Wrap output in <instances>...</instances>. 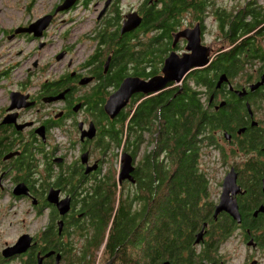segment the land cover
Returning a JSON list of instances; mask_svg holds the SVG:
<instances>
[{
	"label": "flooded vegetation",
	"instance_id": "flooded-vegetation-1",
	"mask_svg": "<svg viewBox=\"0 0 264 264\" xmlns=\"http://www.w3.org/2000/svg\"><path fill=\"white\" fill-rule=\"evenodd\" d=\"M47 1L28 3L26 13L35 8L32 19L7 30L8 47L0 54L1 62L17 42L26 45V51L16 54L21 64L14 60L0 66V264H78L97 232L98 217L91 208L98 196L117 194L140 206L141 193L149 192L148 159L157 151L158 136L149 122L137 124V112L149 99L209 67L211 91L201 93L204 103L209 98L208 111L216 116L235 106L239 118L213 131L210 122L208 160L212 150L227 161L225 177L235 173L240 191L233 198L242 220L237 231L249 253L264 255V226L253 229L243 223L264 220V0H204V11L188 8L177 14L172 21L176 25L167 26L169 35L163 34L164 25L145 26L150 11H161L170 0H57L51 7ZM66 1L71 8L59 11ZM47 16L50 22L41 37L16 33ZM238 16L256 27L233 43L226 32ZM197 42L208 66L192 69L181 84L171 82L151 94L133 93L114 118L107 113L109 99L125 80L164 76L167 59L190 55V43ZM78 45L85 49L84 57L76 58ZM237 46L242 50L235 52ZM161 48L166 51L155 63L139 61ZM230 53L237 55V74L215 72L213 66L226 62L224 56ZM123 58L130 70L115 81ZM22 64L26 71L15 73ZM137 67L144 68V75L135 74ZM158 154L157 160L165 164V151ZM125 155L133 170L131 178L122 179ZM219 201L220 196L215 207ZM214 213L215 208L209 221L234 220L228 213L217 218ZM251 240L255 247L247 245ZM182 244L185 259L193 254L204 258L198 264H214L211 221ZM100 249L103 254L107 245ZM164 262L172 264L171 259ZM218 263L229 264L224 259ZM243 264L261 261L251 257Z\"/></svg>",
	"mask_w": 264,
	"mask_h": 264
},
{
	"label": "trees",
	"instance_id": "trees-1",
	"mask_svg": "<svg viewBox=\"0 0 264 264\" xmlns=\"http://www.w3.org/2000/svg\"><path fill=\"white\" fill-rule=\"evenodd\" d=\"M163 3L161 11H150L145 27L164 25V35L170 33L167 26L176 25L172 21L180 12L188 8L204 11V0H170L167 4ZM242 17L238 16L231 32H226L233 43L256 27V24L245 23ZM161 49L143 54L139 61L155 63L156 58L166 51ZM240 50L242 47L237 46L234 51ZM236 56V53L225 54L226 62L218 61L213 66L215 72L237 74ZM123 60L125 58L118 61L119 69L113 76L115 81L120 82L130 70L128 61ZM201 71L194 72L182 86L165 92L161 97L149 99L139 108L137 124L149 122L152 134L158 136L157 151L148 159L149 192L141 193L140 206L117 194L98 196L91 208L98 217L97 232L78 264H95L103 244L107 245V249L101 259L104 258L105 262L116 259L114 264H163L168 259L172 260V264H198L204 258L192 254L185 259L182 242L191 238L203 223L210 221L211 263L219 264L220 248L240 226L234 220L209 221L216 202L211 191V163L204 160V156L208 157L205 143L210 122L213 131L239 118V112L234 106L221 110L216 116L211 115L207 106L209 98L204 103V95H201L203 90L211 91V67ZM135 74L144 75V68L137 67ZM160 151L166 153L165 164L157 160L156 154ZM252 208L249 206L248 210ZM243 223L253 229L264 226V220H244ZM139 245L141 249L137 251ZM206 257L210 259V256Z\"/></svg>",
	"mask_w": 264,
	"mask_h": 264
},
{
	"label": "water",
	"instance_id": "water-1",
	"mask_svg": "<svg viewBox=\"0 0 264 264\" xmlns=\"http://www.w3.org/2000/svg\"><path fill=\"white\" fill-rule=\"evenodd\" d=\"M64 5L65 6H63L62 9H59V11H62L63 9L71 8L70 6L71 4L67 5V1ZM49 18L50 17L47 16L40 20H37V22L31 24L28 28H19L18 30H16V33H27V34L34 33L35 36L41 37L42 31L46 29L49 25L50 22ZM38 30H39V34H37ZM197 44L198 42L196 43V45L195 43H190L189 45L190 49L193 51L190 55H185L184 57L179 58L177 55L172 54L166 61L163 71L164 76L155 77L150 81H143L138 78L125 80L119 91L115 95L111 96V98L109 99L106 105L107 113L112 118H114L121 111V109L125 107L127 101L129 100V98L133 93L143 92L145 94H151L163 89L168 83L174 82L177 84H181L192 69L204 68L208 66L210 61L205 55H203L200 52L201 48L198 49ZM198 50L200 52L199 54H198ZM61 57L62 56L60 55L58 57V60H60ZM263 83H264V78L261 84ZM132 170L133 168L131 166V158L128 155H125L123 170L121 172V178L122 179L131 178L130 173L132 172ZM239 191L240 189L237 185L235 173L233 172L228 173L222 183V192L220 195V201L215 207V213H214L215 218H217L219 214L225 212L228 213L238 224L242 223L238 203L233 198V195H237ZM206 225L207 224H204V226ZM203 235H204V230L199 235H197V241H196L197 243H200V241L203 239ZM247 245L249 247H255L253 240H251ZM115 260H111L107 262V264H114ZM163 264H170V263L165 262Z\"/></svg>",
	"mask_w": 264,
	"mask_h": 264
},
{
	"label": "rangeland",
	"instance_id": "rangeland-1",
	"mask_svg": "<svg viewBox=\"0 0 264 264\" xmlns=\"http://www.w3.org/2000/svg\"><path fill=\"white\" fill-rule=\"evenodd\" d=\"M31 0H0V54H4L5 50L8 46H6V32L10 30L13 26L19 25L32 19L31 15L34 13L35 8L28 14L26 13V7ZM47 1V0H46ZM57 0H49L48 7H51L56 3ZM37 6V5H36ZM35 6V7H36ZM71 19V15L66 17L63 21H69ZM78 34V33H77ZM76 38L72 39L74 42ZM23 42V41H22ZM78 54L76 58L80 56L84 57L85 49H81L80 46H77ZM26 51V45L21 42H17V46L13 47L11 54L7 56L4 60L2 59L0 62V66L4 67L10 61L16 60V64L21 60L16 55ZM18 72H25L27 66L22 64L18 66ZM206 152V151H205ZM204 160L208 161L207 155L204 156ZM227 161L224 159H220L218 154L211 150V191L212 198L215 202L219 199V196L222 192V183L225 177V172L227 170ZM241 231H236L232 237H230L227 242L222 245L220 248L221 258L226 260L229 264H243L246 258L255 257L258 261H261V264H264V255L260 252H252L249 253L250 250L244 241L242 240ZM246 242V241H245ZM102 252L98 253V259L95 264H106L104 258L101 259Z\"/></svg>",
	"mask_w": 264,
	"mask_h": 264
},
{
	"label": "built area",
	"instance_id": "built-area-1",
	"mask_svg": "<svg viewBox=\"0 0 264 264\" xmlns=\"http://www.w3.org/2000/svg\"><path fill=\"white\" fill-rule=\"evenodd\" d=\"M15 73H18V71H15Z\"/></svg>",
	"mask_w": 264,
	"mask_h": 264
}]
</instances>
